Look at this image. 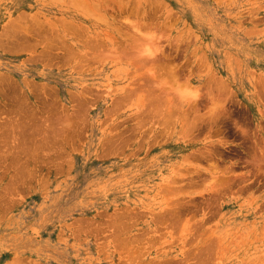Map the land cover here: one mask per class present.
<instances>
[{
	"label": "rangeland",
	"instance_id": "374dc122",
	"mask_svg": "<svg viewBox=\"0 0 264 264\" xmlns=\"http://www.w3.org/2000/svg\"><path fill=\"white\" fill-rule=\"evenodd\" d=\"M0 264H264V0H0Z\"/></svg>",
	"mask_w": 264,
	"mask_h": 264
},
{
	"label": "bare ground",
	"instance_id": "6f19581e",
	"mask_svg": "<svg viewBox=\"0 0 264 264\" xmlns=\"http://www.w3.org/2000/svg\"><path fill=\"white\" fill-rule=\"evenodd\" d=\"M158 101V100H157ZM154 102V101H153ZM188 134H189V132H188Z\"/></svg>",
	"mask_w": 264,
	"mask_h": 264
}]
</instances>
